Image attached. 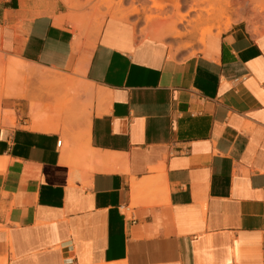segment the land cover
<instances>
[{"label": "crops", "instance_id": "0c3cea01", "mask_svg": "<svg viewBox=\"0 0 264 264\" xmlns=\"http://www.w3.org/2000/svg\"><path fill=\"white\" fill-rule=\"evenodd\" d=\"M104 3L0 0V264H264V32L175 55ZM20 77L98 101L74 145Z\"/></svg>", "mask_w": 264, "mask_h": 264}, {"label": "rangeland", "instance_id": "374dc122", "mask_svg": "<svg viewBox=\"0 0 264 264\" xmlns=\"http://www.w3.org/2000/svg\"><path fill=\"white\" fill-rule=\"evenodd\" d=\"M74 4L76 0H68ZM92 1V0H89ZM125 0H105V6L108 9L124 8ZM196 0H175L174 3L168 5L161 4L163 0H131L129 9L130 14L137 15L139 18L145 19L146 28L153 32L154 25L161 22L163 26H159V31L164 32V36L155 35L157 39L166 42L170 48L171 54L196 56L206 50L202 39L204 32L210 33L208 41L212 37H219L224 32L231 29L237 23L245 22L249 28L255 33L264 32V11L261 13L256 10L255 1L260 0H229L231 6L228 11V19L221 21H207L200 25L197 22L198 15L201 12H190ZM162 8H157V6ZM178 5L180 8L178 9ZM206 7V6H201ZM146 8V9H145ZM138 10V13H134ZM205 15L206 13L203 12ZM181 16H185L184 21L178 22ZM165 25V27H164ZM65 75V74H63ZM68 76V75H66ZM77 79L76 77L69 76ZM15 79H13L6 70V67H0V117L5 114L6 120H15L14 112L2 111L4 101L9 104L12 98H8V93L15 89ZM33 79V78H32ZM16 87L23 90L28 96V101L33 106L37 107L41 114V120L45 123L58 125L63 129L62 142L75 144L77 140L76 132L79 128V123L75 122V114L82 112L90 104L99 107L98 101L84 100L81 102L71 103V105L62 107L64 102H68L72 97H68V88L66 86L51 85L42 81L30 80L26 82L20 77L17 80ZM72 92V90H70ZM67 145V146H68ZM66 146V147H67ZM65 148V144H64Z\"/></svg>", "mask_w": 264, "mask_h": 264}, {"label": "bare ground", "instance_id": "6f19581e", "mask_svg": "<svg viewBox=\"0 0 264 264\" xmlns=\"http://www.w3.org/2000/svg\"><path fill=\"white\" fill-rule=\"evenodd\" d=\"M251 2H254V1L251 0ZM254 3L256 5V10L262 13L264 11V0L255 1ZM202 5L206 6V7L203 8V7H201ZM230 6H231V3L229 0H196V1H194V6L191 7V9H190V12H201L198 15L197 22L200 25H202V23L210 21V20L221 21L224 18L228 19L227 15H228V11H229ZM157 8H162V7L157 6ZM177 8L179 9L180 6L178 5ZM133 12L138 13L139 11L134 10ZM203 12L206 14L204 15ZM184 18H185V16H181L178 19V22L184 21ZM161 25H163V24L161 23ZM164 27H165V25H164ZM159 35H160V33H159ZM209 35H210V33L204 32V35H203L204 38L202 39L203 44L206 43V39ZM21 69L24 70L25 67H22ZM76 89L80 92H83L84 94H87V95L95 94V89L92 88L90 85H87L85 83H79ZM12 96H15V95L8 94V97H12Z\"/></svg>", "mask_w": 264, "mask_h": 264}]
</instances>
